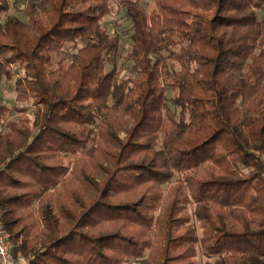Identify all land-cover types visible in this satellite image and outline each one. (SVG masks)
I'll use <instances>...</instances> for the list:
<instances>
[{
	"label": "trees",
	"instance_id": "obj_1",
	"mask_svg": "<svg viewBox=\"0 0 264 264\" xmlns=\"http://www.w3.org/2000/svg\"><path fill=\"white\" fill-rule=\"evenodd\" d=\"M111 1L25 0L24 19L0 21V79L16 92L0 105L13 251L29 264H196L199 247L205 264H264V0L149 12L121 0L125 79L120 37L100 26ZM67 44L75 55L55 61Z\"/></svg>",
	"mask_w": 264,
	"mask_h": 264
},
{
	"label": "rangeland",
	"instance_id": "obj_2",
	"mask_svg": "<svg viewBox=\"0 0 264 264\" xmlns=\"http://www.w3.org/2000/svg\"><path fill=\"white\" fill-rule=\"evenodd\" d=\"M25 0H13L11 1V7L7 14L15 15L20 19H24L21 9L24 7ZM140 5L149 12L154 6V0H137ZM7 14H0V21L3 22L6 19ZM260 20H264V7L258 11ZM100 26L107 31L110 36L118 35L120 37V52L121 57L118 60L117 70L119 78L125 79L127 77L134 76L135 72L132 69V62L126 60L124 57L130 51L131 45V21L125 15V10L121 4V0H112L110 2V12L101 20ZM81 45V43H79ZM76 53V49L72 48L71 44L65 45L63 51L55 56V61L62 60L67 61ZM110 68V66H107ZM178 69V65H175ZM173 93V90L167 89V96L169 97ZM16 92L14 89V79L7 80L5 77L0 79V105H5L11 108L16 104L15 101ZM20 116V113L12 112L7 118L16 120ZM3 127V124L1 125ZM179 177V173H175L174 179ZM166 188V186H164ZM190 212L193 210V206H189ZM192 223L197 225L195 218H192ZM12 243V242H11ZM14 247V245H13ZM208 259L201 253L198 247V253L195 257L196 264H205Z\"/></svg>",
	"mask_w": 264,
	"mask_h": 264
},
{
	"label": "built area",
	"instance_id": "obj_3",
	"mask_svg": "<svg viewBox=\"0 0 264 264\" xmlns=\"http://www.w3.org/2000/svg\"><path fill=\"white\" fill-rule=\"evenodd\" d=\"M0 264H29V260L20 253L13 251V244L9 240L1 221L0 214Z\"/></svg>",
	"mask_w": 264,
	"mask_h": 264
}]
</instances>
